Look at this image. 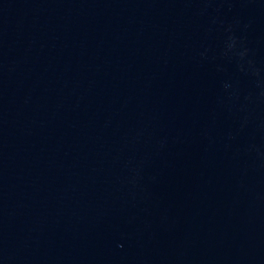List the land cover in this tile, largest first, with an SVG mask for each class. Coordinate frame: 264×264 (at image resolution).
I'll return each mask as SVG.
<instances>
[{
	"label": "water",
	"instance_id": "95a60500",
	"mask_svg": "<svg viewBox=\"0 0 264 264\" xmlns=\"http://www.w3.org/2000/svg\"><path fill=\"white\" fill-rule=\"evenodd\" d=\"M0 264H264V0H0Z\"/></svg>",
	"mask_w": 264,
	"mask_h": 264
}]
</instances>
